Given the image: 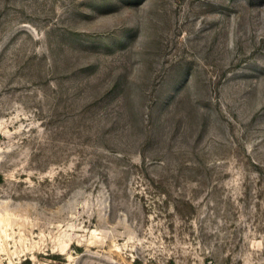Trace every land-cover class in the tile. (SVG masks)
I'll list each match as a JSON object with an SVG mask.
<instances>
[{"label":"rangeland","instance_id":"rangeland-1","mask_svg":"<svg viewBox=\"0 0 264 264\" xmlns=\"http://www.w3.org/2000/svg\"><path fill=\"white\" fill-rule=\"evenodd\" d=\"M0 264H264V0H0Z\"/></svg>","mask_w":264,"mask_h":264}]
</instances>
